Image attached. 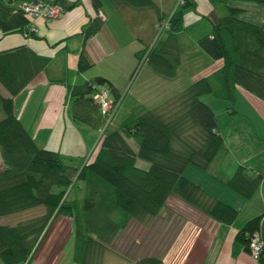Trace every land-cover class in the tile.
I'll return each mask as SVG.
<instances>
[{
    "label": "trees",
    "instance_id": "1",
    "mask_svg": "<svg viewBox=\"0 0 264 264\" xmlns=\"http://www.w3.org/2000/svg\"><path fill=\"white\" fill-rule=\"evenodd\" d=\"M22 1L0 0L1 31L34 34L33 20L21 7ZM53 1L64 9L74 4ZM209 1L211 31L190 43L182 40L183 16L186 9L195 8L194 0H182L170 11H160L155 0H109L117 8H151L157 15V25L152 29L156 39L134 51L137 62L130 78L141 63L165 78H174L185 59L195 63L198 53L222 59V64L156 105L135 104L117 122L113 118L121 93L110 79L94 75L78 83L65 82L72 119L98 134L87 155L45 147L15 113L14 97L46 68L50 57L25 43L0 50V85L5 89L0 90V215L44 208L42 213L12 224L0 222V259L4 263L27 264L60 216L72 222L71 256L77 264H102L108 244L120 231L133 220L151 226L172 195L219 221L229 223L236 217L235 206L212 195L186 177L183 170L189 163L208 170L213 160L227 151L215 113L200 98L202 94L232 100L240 86L264 101V21L254 23L239 17L242 9L227 0ZM102 2L92 0L98 14ZM103 21L100 14L92 17L83 28V37L96 33ZM162 32L165 34L160 37ZM91 65L82 46L76 69L82 72ZM100 88L108 89L114 108L105 126L108 113L102 112L94 97ZM101 126L104 129L100 133ZM129 138L136 141V148ZM138 157L147 159L149 165H138ZM215 175L245 197L255 193L263 177L262 172L242 163L228 177L218 171ZM254 232L263 241L258 259L264 263L262 213L247 219L235 233V239L249 253ZM134 263L164 261L161 255L152 253L138 256Z\"/></svg>",
    "mask_w": 264,
    "mask_h": 264
},
{
    "label": "crops",
    "instance_id": "2",
    "mask_svg": "<svg viewBox=\"0 0 264 264\" xmlns=\"http://www.w3.org/2000/svg\"><path fill=\"white\" fill-rule=\"evenodd\" d=\"M64 1L68 4H74L65 8L56 16L50 18H35L31 25V28L34 31V34L32 35H27L24 30L8 32L0 30V50L25 43L37 53L50 57L46 68L37 73V75H35L31 81L14 97L15 113L30 133L45 147L68 154L87 155L96 144L98 134L94 128L72 119L69 110L70 97L65 82L78 83L94 75H103L107 77L114 83L121 93L119 108H123L125 115L131 112L135 104L142 103L146 106H153L176 92L175 89L172 90L171 86L167 87L165 84L167 82L163 83L161 80L158 81L159 78H157V75L163 81H165V79L173 81L180 74V67L177 76L174 78H165L153 72L150 68H147L148 70L146 73L152 77L150 82L152 80L153 82L156 81V83L151 85V89L148 90L147 97L142 100L139 98L137 89L141 86L137 87L136 91L133 93L134 95L127 96L132 84H136L135 79L137 78L136 76H138V73L136 74L133 82H131L127 88V78L131 75V71H129L130 69H123L122 72L119 73L121 79H117L113 73L119 72V67L121 65L119 66L118 63L115 62H109L108 65L104 64V60H110L109 56L114 47L113 40L115 38V33L111 32L109 27V15L107 16L106 11L102 7L103 2L100 7L104 12V21L101 28L93 35L84 38V26L92 17L99 15L93 7L92 0ZM155 1L157 2L160 11H170L175 2V0ZM194 1L196 2L195 8L186 9L183 16L184 30L182 32V40L184 42L195 43L201 33L200 31H197L195 25L193 27H189V23L191 21H198V18H202V16H206L208 18V13L212 9V5L209 0ZM253 1L264 4L260 1ZM227 2L245 10L243 4L246 0H227ZM165 4L168 6L165 7ZM130 11L131 12H128L127 15H131L130 19L134 20L133 23L127 21L125 12L120 13V16H122V19L128 28L134 27L138 30L149 29V32H151L152 29L154 30L157 15L153 9H131ZM143 12L146 15H149L148 22L143 21L145 19V14ZM239 15L240 17L246 19L242 16V14ZM257 18L259 21H256L255 19L246 20L254 23H261L264 21V15ZM208 20L210 21L209 18ZM120 22H117V24L123 27V22ZM129 25L131 27H129ZM114 26L116 27L115 23ZM211 28L212 25L211 27H207V29H205L207 31L205 32L209 33ZM198 33L200 34L197 35ZM82 46L85 47L92 64H98V69L100 71H97V73L94 74L92 72L77 71V58ZM139 48L140 47L137 49ZM196 61H200L198 66L200 65L201 69L199 73H197L201 74L200 76L211 73L222 64V59H211L204 53H198L194 62ZM116 67L118 68L113 71ZM106 68H109V70ZM127 68H132V65ZM151 73L156 74V76H152L153 74ZM0 90L5 92V89L1 85ZM239 97L242 98L241 106L245 107L244 111H239L234 106L237 98ZM211 99L213 100V104L219 103L214 98ZM225 100L229 101V99ZM231 101L233 106L226 105V109H228V112H226L227 117H230V120L232 123H235L236 126L233 128V139L230 138L226 140L227 134H224L222 131L227 147L226 153L222 158L215 160V162L211 165V168L209 167V176L206 177L197 173L198 177L202 181L192 180L187 175L186 177L198 183L212 195L235 206L238 209V213L231 222H222L183 201L177 196L172 195V199L180 201L178 206H182L183 211L179 210L182 212L181 214L187 215L191 219V221H186V225L190 227V232H188L191 235L188 240L185 239V246H183L182 250L179 251V242H183V240L179 242L175 240L176 242L171 244L169 252L164 256L169 258V260H172L173 263L177 260L178 264H264L258 258H254L247 250H245L243 245L235 239L236 231L245 223L247 219L260 213L264 216V154L261 156L262 158L258 161V163L252 164L244 161L247 159L238 158L237 156L234 157V155L231 156L229 154L233 144L235 145V147L233 146L235 150L238 149L236 143L238 142V135H242L240 131L243 129L241 128H247L248 126L252 129V133H255V136L259 141L261 153H264V101L240 86L236 87L234 98ZM209 105L211 106V104ZM236 114L242 115L244 118L242 120L235 119L234 117H236ZM254 122L257 126H259L261 132H263L260 133L261 135L257 131ZM241 163L246 164L252 170L263 173L258 189L250 197H245L233 190L227 186L219 176L215 175L218 171L221 173L222 177H228L234 171L235 167ZM170 211L173 212V210ZM44 248L45 247L41 245V251ZM38 249L39 248H37V250ZM37 250L33 253L27 264H30L34 259ZM179 253L181 255L180 260L177 257ZM167 264L169 263L167 262Z\"/></svg>",
    "mask_w": 264,
    "mask_h": 264
},
{
    "label": "rangeland",
    "instance_id": "3",
    "mask_svg": "<svg viewBox=\"0 0 264 264\" xmlns=\"http://www.w3.org/2000/svg\"><path fill=\"white\" fill-rule=\"evenodd\" d=\"M181 2L182 0H175L173 9L177 4H180ZM243 5H244L243 7H245V10H240L238 14H242V16H244L246 19H255L256 21H259L257 17H261L262 15H264V9H263L264 4L262 3L255 2L253 0H246V2ZM167 6L165 4V7ZM102 7L106 11L107 16L109 15V27L111 29V32L115 33V38L113 40L114 47L109 56L110 60L109 59L104 60V64L108 65L109 62L112 63L115 62L118 63L119 66L121 65L120 67L118 66L119 72L113 73V75H115L117 79H121L119 73L122 72L123 69L126 70L130 69L129 71L132 72L136 65L137 59L134 56V51L138 47H142L147 43H152L156 39V34L154 35V32L152 33V30L151 32H149L148 31L149 29L138 30L137 28L131 27L130 25L129 27L131 28H128L126 23H124L122 16H120L121 15L120 13L125 12L126 13L125 17L127 18V21L133 23L134 20L130 19L131 15H127L128 12H131L130 10L132 8L130 7L120 6V8H117L113 6L108 0H103ZM120 20L121 22H123V27L117 24V22H120ZM143 21L148 22L149 15L145 14V19ZM114 23L116 24V27L114 26ZM155 24L157 25V23ZM194 25L196 26L197 31H200L201 34L200 33L197 34V35L200 34V36L206 33L205 31L207 30L205 29H207V27H211L210 21L206 16H202V18L199 17L198 21H194V22L191 21L189 23V27H193ZM164 34L165 33L162 32L159 36L163 37ZM199 62L200 61H196L195 63H193L185 59L183 63V67L180 68V74L176 77V79H174L173 81L170 79H165V81H163L157 75V78H159L158 81L161 80L163 83L167 82L165 83L167 87L171 86L172 90L175 89V91H178L179 89L187 85L190 81L201 75V74H197L201 69V66L200 65L198 66ZM131 65L132 68H127L128 66ZM118 67L114 68L113 71H115ZM147 68L148 67L144 63H141L139 67L140 71L137 70L131 79L129 76H127L129 77L127 78L128 81L127 88H128L129 84L133 82L136 74L138 73V76H136L137 78L135 79L136 84L135 83L132 84L129 93H127V96L134 95L133 93L134 91H136L137 87L141 86L139 89H137L139 98L142 100L147 97V92L149 89H151V85L156 83V81L153 82V80L150 82L152 77L146 73V71L148 70ZM106 69L109 70V68ZM84 71L92 72L95 74L97 73V71L100 70L98 69V64L97 65L92 64L89 68H87ZM152 76H156V74H153ZM200 98L203 99L205 102L211 104V106L213 107L214 113L216 114L215 116L217 119L219 129L221 130V132L223 131L224 134L225 133L227 134V136L225 135L226 140L232 138V134H234L233 128L236 126V124L232 123L230 117H227L228 109H226V105L233 106L232 101L231 100L228 101L220 97L217 98L213 96L212 93H204L200 96ZM211 98H214L219 103L213 104V100ZM241 100H242L241 97L237 98L234 106L239 111H244L245 107L241 106L242 103ZM119 105L120 103L117 104L118 108ZM110 107H112V104ZM123 116H124L123 108L122 109L119 108V110L117 111V113L113 118V122L119 121V119H121ZM235 116H236L234 117L235 119L242 120L244 118L242 115L239 114H236ZM255 127L257 128L259 134L263 133L261 132V129L259 128V126H257L256 123H255ZM241 129H243L242 131H240L242 135H238L237 137L238 142L236 143L238 149L235 150L234 148L235 145L233 144L234 147L232 146V149H230L229 154L231 156L234 155V157L237 156L238 158L247 159L244 161L250 164L258 163V161L262 158L261 156L264 154L263 152L261 153L260 151L261 146L259 145V141L255 136V133H252V129L249 126L247 128L242 127ZM129 139L132 145L134 146V148H136L137 146L136 141L133 138H129ZM214 162L215 160H213L211 165ZM137 164L142 167H147L149 165V161L143 157H138ZM197 173L207 177L209 176L208 173L210 172H208V170H203L200 167H197V165L193 163H189L187 167L183 170V174L185 176L187 175L192 180L202 181L198 177ZM178 204H180L179 200L176 201L175 199H172V197H170L167 200L166 206L162 208L160 213L153 220L151 226L149 225L144 226L133 220L124 231H120L116 235V237L108 244L109 249H107L103 255L102 264H135L134 260L138 256L143 254H152L154 252L158 254H162L161 256H163L162 258L164 264H167V262L169 264H176L178 262L177 260L176 261L174 260L175 262L173 263L172 260H169V258L164 257L165 254L167 255V253L169 252V248L171 247V244H173L176 241L179 242L183 240V242H179L180 244L178 245L179 251L182 250L183 246H185L184 241L188 240L191 235L189 234L190 227L186 225V221L187 222L188 220L191 221V219L189 218V216L181 214L182 213L181 211H183V209L182 206L179 207ZM170 210H173V212H171ZM43 211L44 208L42 206H38L31 208L29 210L21 211L19 213L14 212L6 215H0V222L12 224L15 223V221L28 218L30 216L42 213ZM41 245L45 247L43 249L44 251L43 250L41 251ZM38 248L39 249L37 250L35 257L32 260L33 262L31 261L30 264H77L72 261V256H71L72 222L70 218L67 216L66 217L60 216L54 219L53 223L51 224V226L49 227L46 233L45 238L43 239V242L40 244ZM177 257L180 260L181 257L180 253L179 255H177ZM0 264H6V263H4L0 259Z\"/></svg>",
    "mask_w": 264,
    "mask_h": 264
},
{
    "label": "built area",
    "instance_id": "4",
    "mask_svg": "<svg viewBox=\"0 0 264 264\" xmlns=\"http://www.w3.org/2000/svg\"><path fill=\"white\" fill-rule=\"evenodd\" d=\"M21 7L31 20H34L37 17L50 18L56 16L64 10V7L61 3L53 0H24L21 2ZM99 14L104 16V13L101 10H99ZM94 97L99 102L102 112L108 113L104 123L105 126V124L109 121L114 109L109 91L107 88L97 89L94 92ZM111 104L112 107H110ZM104 126L99 127L98 130L100 133L103 131ZM262 245L263 241L260 239L259 233L254 232L249 241V246L251 248L250 254L254 258H258Z\"/></svg>",
    "mask_w": 264,
    "mask_h": 264
},
{
    "label": "bare ground",
    "instance_id": "5",
    "mask_svg": "<svg viewBox=\"0 0 264 264\" xmlns=\"http://www.w3.org/2000/svg\"><path fill=\"white\" fill-rule=\"evenodd\" d=\"M159 37V36H158Z\"/></svg>",
    "mask_w": 264,
    "mask_h": 264
}]
</instances>
